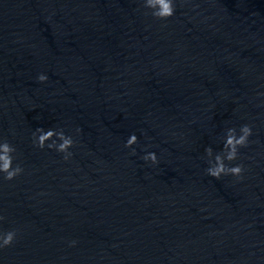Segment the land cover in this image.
I'll list each match as a JSON object with an SVG mask.
<instances>
[{"label": "water", "instance_id": "water-1", "mask_svg": "<svg viewBox=\"0 0 264 264\" xmlns=\"http://www.w3.org/2000/svg\"><path fill=\"white\" fill-rule=\"evenodd\" d=\"M245 124L243 178L207 175ZM3 139L24 171L0 174V264H264V0H0Z\"/></svg>", "mask_w": 264, "mask_h": 264}, {"label": "clouds", "instance_id": "clouds-1", "mask_svg": "<svg viewBox=\"0 0 264 264\" xmlns=\"http://www.w3.org/2000/svg\"><path fill=\"white\" fill-rule=\"evenodd\" d=\"M144 7L151 10V15L160 20H167L175 13V0H143ZM38 81L43 83L47 81L48 77L44 74H40L37 77ZM77 132L80 129L76 130ZM252 135V127L250 125H243L239 129V134L235 128H228L224 135L223 149L221 152L214 155L213 149L207 147L205 149L208 157L209 167L205 170L207 175L220 179L225 175H232L238 179L243 178V172L245 171L243 165L230 166L232 161L238 159L239 149L245 148L249 144V137ZM137 136L132 134L126 141L125 147L131 148L137 143ZM49 141H51L49 143ZM75 141L70 135H66L63 129H49L37 128L33 133V144L39 149L45 147L54 149L59 153H63V158L68 160L72 153L69 151L73 147ZM16 149L6 139L0 140V174H3V179L11 181L17 176L21 175L24 169L17 163L14 164V153ZM135 154V149H133ZM146 162L152 164H158L157 156L153 152H148L143 156ZM226 161L228 163H226ZM4 217L0 216V220ZM17 236L16 230L7 232H0V249L9 247L13 244ZM76 241L71 242V246H74Z\"/></svg>", "mask_w": 264, "mask_h": 264}]
</instances>
